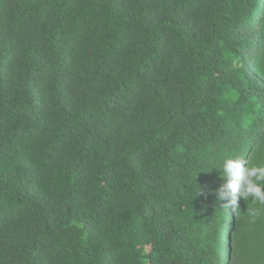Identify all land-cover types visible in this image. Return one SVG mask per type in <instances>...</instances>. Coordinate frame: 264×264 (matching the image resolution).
Segmentation results:
<instances>
[{
  "label": "trees",
  "instance_id": "1",
  "mask_svg": "<svg viewBox=\"0 0 264 264\" xmlns=\"http://www.w3.org/2000/svg\"><path fill=\"white\" fill-rule=\"evenodd\" d=\"M232 158L264 166V0H0V264H264Z\"/></svg>",
  "mask_w": 264,
  "mask_h": 264
},
{
  "label": "clouds",
  "instance_id": "2",
  "mask_svg": "<svg viewBox=\"0 0 264 264\" xmlns=\"http://www.w3.org/2000/svg\"><path fill=\"white\" fill-rule=\"evenodd\" d=\"M41 136L42 132H35L33 135L31 134V137L29 138V141L26 144V148L34 147L35 150L41 142ZM245 160L242 158H232L227 161L225 164V169L228 173V176L230 178V183L227 185L228 188L232 190L233 193L239 192L243 185L246 187L244 188V191L242 195L244 197L252 196L260 201H264V185H260L258 182H253L250 177H257V181L260 179H264V166H254L249 169H245L243 165L245 164ZM233 203H236L235 200ZM229 221L228 218L225 221L224 229L222 232V243L224 240V231L228 227Z\"/></svg>",
  "mask_w": 264,
  "mask_h": 264
}]
</instances>
